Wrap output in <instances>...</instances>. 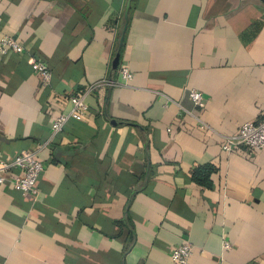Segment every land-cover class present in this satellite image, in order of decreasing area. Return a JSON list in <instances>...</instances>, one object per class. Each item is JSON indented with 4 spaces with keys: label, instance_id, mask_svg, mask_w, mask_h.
Masks as SVG:
<instances>
[{
    "label": "crops",
    "instance_id": "crops-1",
    "mask_svg": "<svg viewBox=\"0 0 264 264\" xmlns=\"http://www.w3.org/2000/svg\"><path fill=\"white\" fill-rule=\"evenodd\" d=\"M5 37L0 159L44 171L35 194L0 185V264H175L183 243L187 264H264V149H221L264 122V0H0Z\"/></svg>",
    "mask_w": 264,
    "mask_h": 264
},
{
    "label": "built area",
    "instance_id": "built-area-1",
    "mask_svg": "<svg viewBox=\"0 0 264 264\" xmlns=\"http://www.w3.org/2000/svg\"><path fill=\"white\" fill-rule=\"evenodd\" d=\"M8 52L22 53L23 47L15 39L5 37L0 41V55H6ZM31 70L39 77L42 87L49 84L51 73L44 63L31 62ZM119 75L122 83H127L133 79L132 73L126 66L121 67ZM101 85L117 86L114 82L97 83L92 85L87 92ZM86 94L69 97L70 111L67 114L59 115L53 120L51 125L53 135L60 133L69 120H79L85 116L88 111L85 103ZM189 97L195 106H200L203 101L202 95L196 91H191ZM222 139L221 149L223 153H230L235 147L239 146H243L251 151L263 150L264 122L244 123L235 133L223 136ZM43 171L44 164L37 157L36 153L22 151L9 160L0 159V185L8 183L15 191L22 194H35L37 180ZM7 175H10L11 178H7ZM224 247L225 249L229 248L228 243H225ZM191 251V245L183 243L171 251L170 259L175 264H187Z\"/></svg>",
    "mask_w": 264,
    "mask_h": 264
},
{
    "label": "water",
    "instance_id": "water-1",
    "mask_svg": "<svg viewBox=\"0 0 264 264\" xmlns=\"http://www.w3.org/2000/svg\"><path fill=\"white\" fill-rule=\"evenodd\" d=\"M118 58H119V57L116 56V58H115V60H114V63H113V64H114V67L117 66V64H118Z\"/></svg>",
    "mask_w": 264,
    "mask_h": 264
}]
</instances>
